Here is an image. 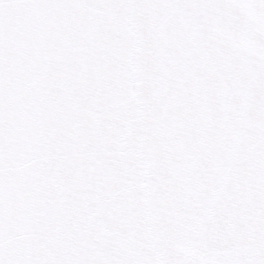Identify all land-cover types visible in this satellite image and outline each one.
Segmentation results:
<instances>
[{"label":"snow or ice","instance_id":"obj_1","mask_svg":"<svg viewBox=\"0 0 264 264\" xmlns=\"http://www.w3.org/2000/svg\"><path fill=\"white\" fill-rule=\"evenodd\" d=\"M0 264H264V0H0Z\"/></svg>","mask_w":264,"mask_h":264}]
</instances>
